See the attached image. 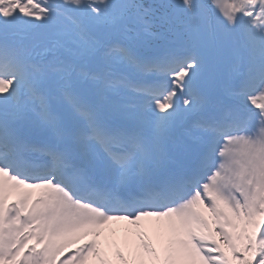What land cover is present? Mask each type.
Masks as SVG:
<instances>
[{"label": "snow or ice", "instance_id": "snow-or-ice-1", "mask_svg": "<svg viewBox=\"0 0 264 264\" xmlns=\"http://www.w3.org/2000/svg\"><path fill=\"white\" fill-rule=\"evenodd\" d=\"M110 254L264 264V0H0V264Z\"/></svg>", "mask_w": 264, "mask_h": 264}, {"label": "bare ground", "instance_id": "bare-ground-1", "mask_svg": "<svg viewBox=\"0 0 264 264\" xmlns=\"http://www.w3.org/2000/svg\"><path fill=\"white\" fill-rule=\"evenodd\" d=\"M124 222H117V224L115 225V227L119 228L123 225ZM125 253L127 254V250L125 249Z\"/></svg>", "mask_w": 264, "mask_h": 264}, {"label": "rangeland", "instance_id": "rangeland-1", "mask_svg": "<svg viewBox=\"0 0 264 264\" xmlns=\"http://www.w3.org/2000/svg\"><path fill=\"white\" fill-rule=\"evenodd\" d=\"M110 258L114 261V264H118V262H116V260H115V257L111 256V254H110Z\"/></svg>", "mask_w": 264, "mask_h": 264}]
</instances>
